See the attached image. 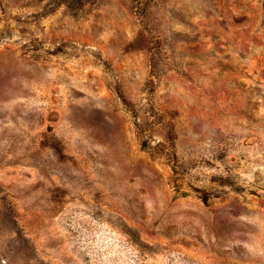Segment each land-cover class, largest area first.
I'll list each match as a JSON object with an SVG mask.
<instances>
[{"label":"rangeland","instance_id":"1","mask_svg":"<svg viewBox=\"0 0 264 264\" xmlns=\"http://www.w3.org/2000/svg\"><path fill=\"white\" fill-rule=\"evenodd\" d=\"M0 264H264V0H0Z\"/></svg>","mask_w":264,"mask_h":264}]
</instances>
